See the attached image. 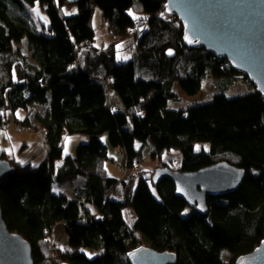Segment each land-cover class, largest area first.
<instances>
[{
	"label": "trees",
	"instance_id": "trees-1",
	"mask_svg": "<svg viewBox=\"0 0 264 264\" xmlns=\"http://www.w3.org/2000/svg\"><path fill=\"white\" fill-rule=\"evenodd\" d=\"M136 1L144 9L138 19L129 14ZM166 3L0 0V140L8 112L16 123L32 128L30 116L18 119L17 111L48 110L35 117L49 146L41 164L17 162L0 151V158L15 167L0 183L3 218L11 232L31 244L35 264H131L128 252L143 244L175 253L176 264H236L264 239V97L246 76L250 90L229 97L227 91L241 74L227 59L185 45L183 26ZM38 4L47 24L36 19ZM66 6L77 12L65 14ZM96 7L113 37H133L122 47L133 52L131 59H118L123 49L117 41L95 46ZM169 50L174 57L167 55ZM100 70L104 76L97 75ZM210 79L216 81L212 101L184 109L169 106L182 100L175 86L194 97ZM117 85L123 86L122 100L115 97ZM107 133L109 145L122 151L130 165L142 167L143 149L151 143L154 157L182 151V165L174 170L194 172L226 161L244 169L245 177L237 191L208 196L207 216L193 209L185 214L189 206L171 180L156 187L157 198L154 171L145 177L141 169L122 181L109 173ZM77 135L89 140L79 143L74 154H65L66 138ZM203 142L209 149H197ZM160 166L172 168L170 162ZM80 178L84 184L73 198L54 190ZM119 183L121 200L112 197ZM125 210L135 214L133 224ZM59 223L68 237L65 249L52 245ZM85 248L102 253L90 258Z\"/></svg>",
	"mask_w": 264,
	"mask_h": 264
},
{
	"label": "water",
	"instance_id": "water-1",
	"mask_svg": "<svg viewBox=\"0 0 264 264\" xmlns=\"http://www.w3.org/2000/svg\"><path fill=\"white\" fill-rule=\"evenodd\" d=\"M167 11L183 26V42L204 48L246 76L264 97V0H167ZM191 41V42H189ZM169 57L175 52L169 50ZM15 171L8 159L0 158V183ZM245 170L226 161L194 172L157 167L152 183L174 182L176 194L196 212L207 216L208 196L222 197L237 191ZM131 264H176L171 251H157L140 245L127 254ZM0 264H35L31 244L11 232L0 205ZM236 264H264V239L250 253L239 256Z\"/></svg>",
	"mask_w": 264,
	"mask_h": 264
},
{
	"label": "rangeland",
	"instance_id": "rangeland-1",
	"mask_svg": "<svg viewBox=\"0 0 264 264\" xmlns=\"http://www.w3.org/2000/svg\"><path fill=\"white\" fill-rule=\"evenodd\" d=\"M37 8H38V12L35 11L36 19H38L39 23L41 24L42 23L47 24L46 23L47 21L45 19L46 16H44L45 9L40 4L37 5ZM63 12L65 14L72 13L73 12L72 6H66L63 9ZM129 14L133 17H140L144 14V9L142 5L140 4V2L138 1L135 2L134 6L131 7V9L129 10ZM41 24L38 25L40 30H42ZM92 26L95 31L94 44L97 47H108L109 45L114 44L117 41L119 45L118 48H122L124 44L130 43L131 41H133V37L127 38L126 41H123V40L119 41L117 38L113 37L108 31L107 24L102 20V11L99 7H96L93 12ZM20 47H22V49L25 51L26 44H22ZM122 49L123 50L118 52V55H117L119 57L118 59L121 61L131 59L133 56V52H131L130 50H126V49L124 50V48ZM98 74L104 76V73L101 70L98 72ZM215 83L216 81L213 79H210L208 81L206 80L205 83L202 85V89L200 93L194 97L188 96L182 91V89L179 86H176L175 88L176 93L182 98V100H178L176 102L171 101L169 103V106L172 108H176V109H184L195 103L210 102L212 101V98H213L212 95L215 93V86H216ZM116 90H117L116 94H118V91L122 92L123 88L116 86ZM249 90H250V87L248 85V82L244 79V75L241 74L240 81L236 85L232 86L227 91V95L229 97H232V96H236L240 94H245ZM110 95H113V88H112V91L110 92ZM125 102L127 103L128 101L125 100ZM46 112H47V108L43 106H36V107L34 106L31 108L30 111L24 110V109L17 111L16 115L18 119L24 120L26 117L30 116V120L33 123L32 128L27 127V126L25 127L22 124L16 123L14 115L8 112L7 115H8L9 122L7 123V126L4 128L2 132V137L0 140V151H4L6 153V150H8L9 153L10 152L11 154L13 153L11 157L12 160H16L19 162H25V160H29L33 164H37V165L41 164L47 155L49 146L47 142L45 141L42 132L40 131V132L34 133L33 130L40 129L39 124L37 123V120L35 118L36 115L45 114ZM18 125H21V126H18ZM106 135L107 136H105L104 139L108 140L109 134L107 133ZM77 136L79 137V135ZM72 137H75V136H68L66 138L65 154H71V153L74 154L78 144L83 142V141H77V143H75L73 142L75 139ZM81 137L83 136H80V138ZM88 140H89V137L87 138V141ZM25 143H27L28 146L23 148ZM5 147H7V149ZM202 147L209 149L210 144L206 142L197 144V149H202ZM149 150H150V146L147 147V155L142 160V174L145 177H149L151 175V172L154 171L157 168V166L160 165L162 162H170L172 169H178L182 165L183 154L180 149H171L169 151L166 150L162 154L157 155L156 157H154L153 154H151ZM110 156H111V159L106 162V167L109 170V173L111 175L117 176L120 173H122L118 165L119 162H115L114 160L115 158H113L112 155ZM120 158L121 156L119 157L117 156V159H118L117 161L122 162L124 160V157H122L121 159ZM58 163L61 164L62 160L59 161ZM121 175L122 174H120V176ZM80 179L84 180V178H80ZM69 185L70 184L66 183V186H64L65 189H67ZM118 185H122V184L119 183ZM55 191L60 192L62 190L58 187H55ZM67 191L69 192V189H67ZM153 192L157 196V198L158 197L160 198V194L155 186L153 187ZM88 208H89V204H88ZM191 211H192V208L189 207L186 209L185 214H188ZM128 216L129 215H126V219L129 221L130 219ZM129 223L133 224L134 222L129 221ZM138 235L140 234L138 233ZM62 244H63V240H60V237L58 238V240H56V236L53 235L52 233V245L57 248L65 249ZM84 252L90 258H92V257H96L99 254H101L102 250H93V249L85 248ZM223 252L226 253L227 251L224 250ZM52 264H56V263L53 262Z\"/></svg>",
	"mask_w": 264,
	"mask_h": 264
},
{
	"label": "crops",
	"instance_id": "crops-1",
	"mask_svg": "<svg viewBox=\"0 0 264 264\" xmlns=\"http://www.w3.org/2000/svg\"><path fill=\"white\" fill-rule=\"evenodd\" d=\"M73 9V12L74 13H76L77 12V9L76 8H72ZM67 12V11H66ZM97 75H99V74H97ZM99 76H102V75H99ZM205 83V82H204ZM203 83V84H204ZM117 87H122L123 88V86H121V85H117ZM176 86L174 87V90H175V92H176ZM116 93H117V90H116ZM178 95V94H177ZM179 96V95H178ZM115 97L118 99V100H122V98H121V91H118V94L117 95H115ZM180 97V96H179ZM126 100V99H125ZM128 101V100H127ZM128 103V102H127ZM48 111V110H47ZM42 132V134H43V136H44V139H45V141H46V134H45V132L40 128V129H38V130H33V132L34 133H36V132ZM32 134V133H31ZM72 138H74L75 140L73 141V142H75V143H77V141H86L87 140V138L86 137H81L80 138V136L78 137V136H75V137H72ZM76 138H78V139H76ZM105 138V136L103 137V139ZM104 141L109 145V142L107 141V140H105L104 139ZM47 142V141H46ZM28 145H27V143H25V145H24V147L23 148H25V147H27ZM137 148H139L140 146H141V143L139 142V143H137ZM148 146H150V153L151 154H154L155 153V147L151 144V143H148V145L143 149V157H146V155H147V147ZM6 149H7V147H5ZM108 149H109V154L110 155H112V157L113 158H115V162H119V163H122L121 161H117L118 159H117V156L119 157V156H121V158L122 157H124V155H122V152H119V149H117V148H112L110 145L108 146ZM5 150V149H4ZM117 151H118V153H117ZM6 154L8 155V157L10 158V159H12L11 157H12V155H13V153L11 154V152L9 153L8 152V150H6ZM72 154V153H71ZM120 158V159H121ZM25 161H29V160H25ZM17 162H19V161H17ZM107 168V167H106ZM108 170V169H107ZM109 171V170H108ZM121 172V171H120ZM120 174H122V173H120ZM120 174L119 175H117V176H115V175H113V176H115V177H118V178H122V175L120 176ZM68 184H70L69 185V187H67V189H69V192L67 191V189H65V187L64 186H66V183L65 184H63V185H60V186H58V188H60L62 191H60L61 193H64V194H66L67 196H69V197H71V198H73V196H74V194H75V189H76V187H78V186H83V184H84V182H82V180L81 179H77V180H75L74 182H72V183H68ZM112 197L113 198H115V199H118V200H121L122 199V185H117L116 186V188H115V190H114V192H113V194H112ZM89 209L94 213V214H97V210L95 209V207L94 206H92V205H89ZM126 215H129L128 217H129V221H134L135 219H136V216H135V214L132 212V211H130V210H125V216ZM53 235H55L56 236V240H58V238L60 237V240H63V246H64V248H67L68 247V237H67V234H66V231H65V228H64V223H59L57 226H55V228L53 229Z\"/></svg>",
	"mask_w": 264,
	"mask_h": 264
},
{
	"label": "built area",
	"instance_id": "built-area-1",
	"mask_svg": "<svg viewBox=\"0 0 264 264\" xmlns=\"http://www.w3.org/2000/svg\"><path fill=\"white\" fill-rule=\"evenodd\" d=\"M111 91H112V86L109 89V92H111ZM123 152L127 155L125 150H123ZM118 165L122 171L121 181L124 179H127L129 177H132L135 174H138L142 169L140 163H135L133 165H130L128 157H126V159L123 163H118Z\"/></svg>",
	"mask_w": 264,
	"mask_h": 264
},
{
	"label": "snow or ice",
	"instance_id": "snow-or-ice-1",
	"mask_svg": "<svg viewBox=\"0 0 264 264\" xmlns=\"http://www.w3.org/2000/svg\"><path fill=\"white\" fill-rule=\"evenodd\" d=\"M35 11H37L38 12V8L37 9H35ZM131 14V13H130ZM135 18H137L138 19V17H135ZM189 42H191V41H189ZM55 190V189H54Z\"/></svg>",
	"mask_w": 264,
	"mask_h": 264
}]
</instances>
